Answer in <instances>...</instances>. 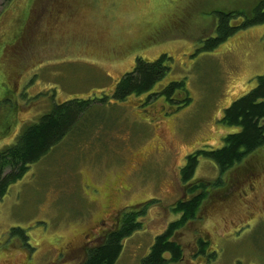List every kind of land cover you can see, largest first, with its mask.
<instances>
[{
  "label": "rangeland",
  "instance_id": "rangeland-1",
  "mask_svg": "<svg viewBox=\"0 0 264 264\" xmlns=\"http://www.w3.org/2000/svg\"><path fill=\"white\" fill-rule=\"evenodd\" d=\"M260 1L34 0L26 23L30 0H0V130L11 124L0 149L53 102L107 96L92 109L99 117H92L86 140L64 138L0 198V264H74L99 238L90 239L99 233L94 222L112 210L121 218L132 205L141 226L123 240L114 264L141 263L156 235L178 217L172 204L188 197L183 188L190 180L178 176L184 156L221 146L237 130L219 121L222 111L264 75V23L206 49L204 39L215 35L214 12L240 11L235 24ZM162 53L170 57L169 70L151 93L182 82L176 99L187 96L185 104L161 96L111 98L137 57L152 61ZM161 141L178 146L175 158ZM251 155L238 172L223 175V187L212 189L197 217L175 234L183 256L166 264H264V146ZM252 166L261 175L250 188L240 173ZM194 174L212 181L219 172L200 157ZM13 227L26 231L31 252L9 235ZM199 237L210 243L205 254H196Z\"/></svg>",
  "mask_w": 264,
  "mask_h": 264
},
{
  "label": "trees",
  "instance_id": "trees-1",
  "mask_svg": "<svg viewBox=\"0 0 264 264\" xmlns=\"http://www.w3.org/2000/svg\"><path fill=\"white\" fill-rule=\"evenodd\" d=\"M30 0L24 9L29 23ZM240 11H215V35L204 39L203 48L213 49L225 41L234 32L254 25L264 23V0L258 2L252 9L251 15L233 24L235 16ZM16 18V20H18ZM170 57L164 53L155 60L141 57L135 59L131 70L125 72L117 80L110 94L117 101H124L130 95L145 94V101L156 99L159 95L170 97L175 90L182 89V82H169L160 92H153L154 85L162 79L169 70ZM107 96L100 98H71L60 102H53L50 110L39 116L37 121L25 126L12 144L0 149V198H2L10 184L20 179L27 171L29 164L38 161L64 138L80 137L87 139L89 129L93 127L92 109L102 107ZM96 103L101 105L96 106ZM219 121L228 126H236L237 130L228 132L222 137V145L210 151H202L203 156L216 164L219 175L212 181L197 179L191 181L187 187L189 193L186 198L177 199L171 209L178 217L171 220L166 228L156 235L149 252L141 259V264H166L179 261L183 256L182 245L176 241L175 234L185 228L188 222L194 220L199 213L205 198L212 189L220 190L224 185V174L233 166L238 165L248 155L253 154L264 146V75H257L255 85L243 95L234 99L226 106ZM11 124L0 130V139L9 136ZM197 154V152H196ZM196 154L187 158L186 165L181 169L180 180L187 182L191 179L197 163ZM216 191V190H215ZM154 201V200H153ZM148 203H143V209ZM139 209L127 211L120 218L118 227L103 232L97 236V241L84 248L83 254L74 264H114L123 247V240L131 235L141 224L138 220ZM20 245L31 252L26 231L13 227L9 231ZM198 254H205L206 244L198 239Z\"/></svg>",
  "mask_w": 264,
  "mask_h": 264
},
{
  "label": "flooded vegetation",
  "instance_id": "flooded-vegetation-1",
  "mask_svg": "<svg viewBox=\"0 0 264 264\" xmlns=\"http://www.w3.org/2000/svg\"><path fill=\"white\" fill-rule=\"evenodd\" d=\"M157 58V57H156ZM155 58V59H156ZM154 59V60H155ZM115 85H116V83H115ZM115 85H114V87H115ZM114 87H113V89H114ZM164 87H162V88H160V89H163ZM113 89L111 90V91H113ZM157 90V91H155V92H160L161 90ZM110 91V92H111ZM177 92H184V91H180V89H178V90H175V92L170 96V97H166V96H164V95H159V96H161L163 99L162 100H165L166 102H168V103H177V105H178V107L179 106H181V105H183V104H185L187 101L186 100H188L187 98V96H183V97H181L180 99H176V93ZM112 93V92H111ZM131 96V95H130ZM145 94H143V95H141V96H138V98H137V100L139 101V102H142L144 99H145ZM158 96V97H159ZM129 97V96H128ZM157 100V98L156 99H154V102ZM184 101V102H183ZM163 107H164V103H163V101H162V109H163ZM162 143H163V146H170L171 148L173 147V148H176L177 147V149H178V146L176 145V144H174V143H171V142H163V141H161ZM160 145V144H159ZM176 147H175V146ZM220 147V145L218 146V147H214V148H207V149H205V148H198V149H195L194 151H192V152H189V153H187L184 157H185V159H184V164L180 167V169H179V172H178V176L179 177H181V169L186 165V162H187V158L190 156V155H192V154H196V152H197V154H196V157H197V163H196V165H195V167H194V170H193V174H192V177H191V179H190V182L191 181H194V180H197V179H195L194 178V173H195V171H196V167H197V164L199 163V158L200 157H204L203 156V153H202V151H210V150H214V149H216V148H219ZM172 148V150H173V152H174V158L177 156V153H178V151L176 150V149H173ZM252 155L250 154V155H248L246 158H248V157H251ZM204 158H206V157H204ZM263 157L262 156H259L258 157V160H256V162H259V160H260V162L259 163H262L263 161H261V159H262ZM180 160H182V159H180ZM216 165V164H215ZM239 167H241V166H233V167H231L230 169H229V175L231 176L232 174H233V172L234 173H236V172H238V168ZM253 167L254 166H252V171H250L249 173H247V172H242V173H240V175H243L244 176V178H245V176L247 177V180H248V184H249V186H250V188H252V186L256 183V180L258 181V175H261V171H259V172H255V171H253ZM218 172H219V170H218ZM217 177V176H216ZM189 185V184H188ZM188 187V186H187ZM187 187L186 188H183L184 189V191H183V193L185 194V195H189V193L187 192ZM240 193V196H242V191L241 192H239ZM186 198V197H185ZM111 200V199H110ZM110 200H108L107 202H110ZM142 203H145V202H142ZM139 204H141V203H139ZM174 204V203H173ZM131 207H134V205H132ZM131 207H128L127 209H126V211H129V210H131ZM116 212V210H112V211H109V212H107V213H105L104 215H102V216H100L99 217V219H97L95 222H94V227H96V228H98L99 229V233H97V234H94L93 236H90V239H92V238H95L96 236H99V235H101L103 232H106V231H108V230H111L112 228H114V227H118L119 226V224H120V214H119V216L118 217H115L114 216V213ZM90 230V229H89ZM88 232V231H87ZM90 232V233H89ZM87 234L88 235H91V230L89 231ZM87 237V236H86ZM88 238V237H87ZM86 239V238H85ZM198 239H201L202 241H203V243L204 244H206V247H205V252H207V250L208 249H210V243L208 242V240H205L203 237H199ZM198 239L196 240V249H197V251H198V247H199V245H198ZM87 242V241H86ZM78 244H76V245H74L75 247H78L77 246ZM74 246L73 247H71L70 249H72V248H74ZM183 248V247H182ZM211 253V252H210ZM196 254H197V252H196ZM141 264V263H140Z\"/></svg>",
  "mask_w": 264,
  "mask_h": 264
}]
</instances>
